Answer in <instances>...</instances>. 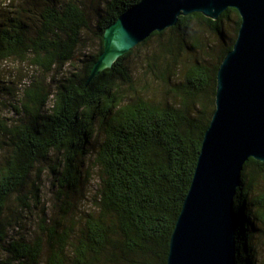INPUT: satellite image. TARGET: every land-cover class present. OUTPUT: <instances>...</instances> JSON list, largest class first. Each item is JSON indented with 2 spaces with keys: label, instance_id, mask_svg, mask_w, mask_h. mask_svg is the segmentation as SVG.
Instances as JSON below:
<instances>
[{
  "label": "trees",
  "instance_id": "obj_1",
  "mask_svg": "<svg viewBox=\"0 0 264 264\" xmlns=\"http://www.w3.org/2000/svg\"><path fill=\"white\" fill-rule=\"evenodd\" d=\"M139 1L104 0L93 16L79 0H41L33 17L28 4L0 17V64L18 60L39 73L18 87L16 118L0 120L6 264H166L215 109L217 70L241 19L233 8L216 20L180 16L88 82L107 27ZM88 32L94 46L85 53ZM86 160L97 184L92 208L81 211ZM46 169L63 198L59 212L34 240L14 238L40 203L41 184L31 177ZM233 207L235 264H264V162L243 164Z\"/></svg>",
  "mask_w": 264,
  "mask_h": 264
},
{
  "label": "water",
  "instance_id": "obj_2",
  "mask_svg": "<svg viewBox=\"0 0 264 264\" xmlns=\"http://www.w3.org/2000/svg\"><path fill=\"white\" fill-rule=\"evenodd\" d=\"M228 8L241 23L216 74L215 109L170 236L166 264H235L234 198L243 164L264 162V0H140L107 27L88 82L180 16L216 20Z\"/></svg>",
  "mask_w": 264,
  "mask_h": 264
},
{
  "label": "rangeland",
  "instance_id": "obj_3",
  "mask_svg": "<svg viewBox=\"0 0 264 264\" xmlns=\"http://www.w3.org/2000/svg\"><path fill=\"white\" fill-rule=\"evenodd\" d=\"M41 0H0V17L10 16L11 11H14L19 8V6L28 4V7L31 8L27 13L29 17H33L34 13H37L38 10L34 8V6ZM59 2L65 0H57ZM83 6H86L90 9V12L94 16V10L96 7L100 6L104 0H79ZM26 14V13H24ZM230 25H225V30L229 31ZM213 42V41H212ZM94 46V39L92 38V34L88 32L85 34V40L83 41L80 50L85 51L87 53V48H91ZM81 53V52H80ZM80 55H77V59L80 58ZM209 60V63L211 65ZM213 63V62H212ZM38 71L31 66L29 63L20 62L18 60H7L0 64V120L12 118L15 119L16 115L13 111V106L16 105L18 100V87H21L20 84L27 85L31 79V77H37ZM57 77H54L56 80ZM1 153V151H0ZM2 155V154H0ZM59 156L57 154H53L50 157V165H53ZM49 164H44L43 168L49 166ZM88 169L89 175H86L84 172L81 174V181L84 188V193L86 194V198L80 203L79 207L81 211H87L92 208V195L95 190V186L97 184V172L94 168L90 167V160H86L84 168ZM87 171V170H85ZM38 176L40 187V203L35 205V208H31V214L27 215L22 222L23 228H16L12 235L14 238H19L24 236L28 240H34L37 236L41 235V231L39 230V226L42 225V221L48 222L51 219L53 214H57L59 204L63 200L62 197L58 196L57 188L55 187V183L53 179L55 177L51 174L49 169H46L44 172L35 173L31 179H37ZM55 218L56 215H53ZM261 229V227L259 226ZM7 254L5 251L0 249V264H6ZM41 264H44L41 261Z\"/></svg>",
  "mask_w": 264,
  "mask_h": 264
}]
</instances>
